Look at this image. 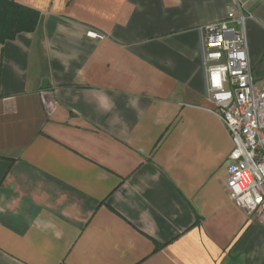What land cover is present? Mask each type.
Masks as SVG:
<instances>
[{
	"label": "crops",
	"instance_id": "crops-1",
	"mask_svg": "<svg viewBox=\"0 0 264 264\" xmlns=\"http://www.w3.org/2000/svg\"><path fill=\"white\" fill-rule=\"evenodd\" d=\"M0 1L29 26L0 40V264H264L200 35L250 14L260 85L264 0Z\"/></svg>",
	"mask_w": 264,
	"mask_h": 264
},
{
	"label": "built area",
	"instance_id": "built-area-1",
	"mask_svg": "<svg viewBox=\"0 0 264 264\" xmlns=\"http://www.w3.org/2000/svg\"><path fill=\"white\" fill-rule=\"evenodd\" d=\"M250 14L228 5L225 17L200 28L206 96L226 127L233 147L226 167L230 200L264 227V74L260 85L248 57ZM100 39L103 35L87 31Z\"/></svg>",
	"mask_w": 264,
	"mask_h": 264
},
{
	"label": "trees",
	"instance_id": "trees-1",
	"mask_svg": "<svg viewBox=\"0 0 264 264\" xmlns=\"http://www.w3.org/2000/svg\"><path fill=\"white\" fill-rule=\"evenodd\" d=\"M16 7L0 1V40L12 36L19 29H29L28 23L17 19Z\"/></svg>",
	"mask_w": 264,
	"mask_h": 264
}]
</instances>
